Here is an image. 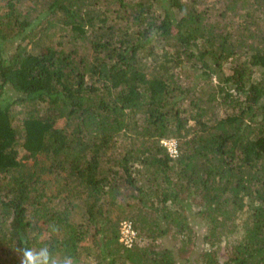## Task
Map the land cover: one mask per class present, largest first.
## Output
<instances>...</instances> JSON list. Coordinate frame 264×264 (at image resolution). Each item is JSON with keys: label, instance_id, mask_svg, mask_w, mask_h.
<instances>
[{"label": "trees", "instance_id": "16d2710c", "mask_svg": "<svg viewBox=\"0 0 264 264\" xmlns=\"http://www.w3.org/2000/svg\"><path fill=\"white\" fill-rule=\"evenodd\" d=\"M195 225L264 264V0H0V264H190Z\"/></svg>", "mask_w": 264, "mask_h": 264}, {"label": "rangeland", "instance_id": "374dc122", "mask_svg": "<svg viewBox=\"0 0 264 264\" xmlns=\"http://www.w3.org/2000/svg\"><path fill=\"white\" fill-rule=\"evenodd\" d=\"M219 8H221L220 4L217 5V10H214V14L215 15H216L217 12H219V10H220ZM214 18H217V17L215 16ZM232 18H233V15L229 14L227 20H230ZM242 58H244V57H242ZM260 73H261V71L259 70V72L257 73L256 77L258 75H260ZM186 75L189 76L188 74H186ZM182 77L185 79L184 76H182ZM185 80H186L185 82L187 84H189L192 81L191 78L189 80H187V79H185ZM62 125H63V123L60 124V126H62ZM247 218H248V214L244 213V214H241L239 216V218L237 219V224L239 225V228L241 230H242V226H241L242 225V222L245 221ZM192 223H194V222H192ZM194 231H195V238H194V241H193V244L194 245H193V247H191L192 248V251L189 250L188 251L189 253L187 254V256H189L190 259H191V261H192L190 264H197V260H198L199 254L203 250H205L206 248H208V246L204 243V235L206 234V226L205 225H195L194 226ZM240 232L241 231H239L238 234H235L233 236H229L226 239L223 238L224 241L217 247L220 256H222L224 254V248H225L226 245L235 243L237 241V239L240 238ZM164 244H165L166 247H168V248H174V249L176 248V246H179L178 241L177 240H174L171 236L164 239ZM84 245H86V246H93L94 245V242L93 241H88ZM162 245H163V243H162ZM82 260H83L82 261V264H86L87 261H86L85 255H83ZM182 262L184 264H186V261H185L184 258H183Z\"/></svg>", "mask_w": 264, "mask_h": 264}, {"label": "clouds", "instance_id": "9594fccd", "mask_svg": "<svg viewBox=\"0 0 264 264\" xmlns=\"http://www.w3.org/2000/svg\"><path fill=\"white\" fill-rule=\"evenodd\" d=\"M18 256L19 264H75L73 256L55 253L46 243L40 247L25 246Z\"/></svg>", "mask_w": 264, "mask_h": 264}, {"label": "built area", "instance_id": "2783aa9c", "mask_svg": "<svg viewBox=\"0 0 264 264\" xmlns=\"http://www.w3.org/2000/svg\"><path fill=\"white\" fill-rule=\"evenodd\" d=\"M164 146L167 148L170 156L175 158L178 155L177 143L175 140L163 141ZM119 241L127 249L133 248L138 241V233L134 229L133 222L124 220L120 223L119 227Z\"/></svg>", "mask_w": 264, "mask_h": 264}]
</instances>
